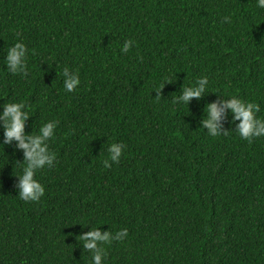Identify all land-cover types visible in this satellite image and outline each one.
<instances>
[{
	"label": "trees",
	"instance_id": "1",
	"mask_svg": "<svg viewBox=\"0 0 264 264\" xmlns=\"http://www.w3.org/2000/svg\"><path fill=\"white\" fill-rule=\"evenodd\" d=\"M17 42L27 75L5 64ZM233 96L264 120L257 0H0V106L24 103V135L53 122L55 155L34 171L43 195L20 199L24 153L0 126V264H264V136H239ZM95 228L108 239L86 248Z\"/></svg>",
	"mask_w": 264,
	"mask_h": 264
},
{
	"label": "clouds",
	"instance_id": "2",
	"mask_svg": "<svg viewBox=\"0 0 264 264\" xmlns=\"http://www.w3.org/2000/svg\"><path fill=\"white\" fill-rule=\"evenodd\" d=\"M257 6L264 9V0H257ZM228 20L227 17L224 18ZM135 41L125 40L121 47V53H127L130 47H134ZM26 48L22 42L15 43L7 51L5 64L7 69L12 74L23 73L27 75L26 71ZM68 68H64L62 76L64 78L63 87L65 91L72 92L80 84L78 74L73 71L71 78H68ZM208 83L207 76L201 77L195 85L184 87L182 94L179 96V100L183 104L191 98H199L205 91V84ZM225 108L231 110L234 120H240L237 125V132L242 139L251 141L253 137L264 136V120L257 117L255 114L258 110L257 105L251 102L242 101L235 96L228 99L227 103L223 105ZM3 111L0 112V126L3 127L4 143H9L13 140L17 142V148L23 150L24 160L26 166L23 168L22 175L19 179V198L24 201H37L44 193L43 186L36 181L34 177V171L43 168L45 165H50L55 159L53 153L49 154L44 145V141L53 136L52 129L54 123L49 121L44 123L39 128V135H24L23 128L25 120L28 119V112L25 110L23 102L5 103L0 106ZM24 109V111H22ZM207 118L202 122L203 127L208 129L210 136H216V121L220 115L215 103L207 105L206 110ZM121 143H112L109 147L110 159L113 163H118L122 154ZM106 168L110 167L107 163L104 165ZM127 235V229L120 230L116 238L120 239ZM109 236L108 232H105L103 236L100 235L97 228L93 229L86 236L82 237L84 240L90 242L85 244L86 248L92 249L96 247L97 240H107ZM92 264H101V256L97 253L92 256Z\"/></svg>",
	"mask_w": 264,
	"mask_h": 264
}]
</instances>
